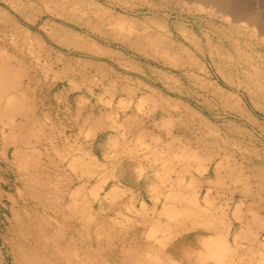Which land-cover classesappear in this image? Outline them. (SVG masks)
<instances>
[{"label":"rangeland","instance_id":"1","mask_svg":"<svg viewBox=\"0 0 264 264\" xmlns=\"http://www.w3.org/2000/svg\"><path fill=\"white\" fill-rule=\"evenodd\" d=\"M0 159V264H264V0H0Z\"/></svg>","mask_w":264,"mask_h":264},{"label":"crops","instance_id":"2","mask_svg":"<svg viewBox=\"0 0 264 264\" xmlns=\"http://www.w3.org/2000/svg\"><path fill=\"white\" fill-rule=\"evenodd\" d=\"M110 142V135L99 133L94 139L89 150H91V153L100 162L112 167L113 163L107 159L113 155ZM0 162L5 163V161L2 159H0ZM133 167V163L127 159L120 161L115 181L125 188H129L141 193L140 189H138L137 183L135 182V177L132 172ZM7 173L8 172L4 170L2 166H0V224L4 223V220L7 219V203L9 201V195L11 194L5 186L10 182V180L6 179ZM176 208L178 211H180L178 206H176ZM218 238V234L207 233L202 229L189 231L177 237L166 248V258L170 264H215L211 258L214 256L216 247H218L214 245V242L222 241L218 240ZM222 242L224 243V247L226 249L229 239L228 241L225 240ZM206 258H209V260L207 263H204L203 261Z\"/></svg>","mask_w":264,"mask_h":264},{"label":"bare ground","instance_id":"3","mask_svg":"<svg viewBox=\"0 0 264 264\" xmlns=\"http://www.w3.org/2000/svg\"><path fill=\"white\" fill-rule=\"evenodd\" d=\"M219 1V0H218ZM226 9V8H225ZM216 12V11H215ZM19 105V99H17L15 96L10 97L6 102H5V109H12L16 108ZM4 106V105H3ZM4 111V110H3ZM99 190V189H98ZM95 191V190H94ZM97 192V190H96ZM220 250V249H219Z\"/></svg>","mask_w":264,"mask_h":264}]
</instances>
